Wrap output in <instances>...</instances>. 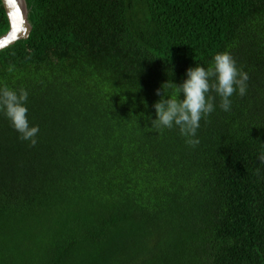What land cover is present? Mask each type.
<instances>
[{"label": "trees", "instance_id": "obj_1", "mask_svg": "<svg viewBox=\"0 0 264 264\" xmlns=\"http://www.w3.org/2000/svg\"><path fill=\"white\" fill-rule=\"evenodd\" d=\"M27 2L0 88L39 132L0 111V264H264V0ZM224 52L246 94L208 93L199 144L152 127L157 90Z\"/></svg>", "mask_w": 264, "mask_h": 264}, {"label": "clouds", "instance_id": "obj_2", "mask_svg": "<svg viewBox=\"0 0 264 264\" xmlns=\"http://www.w3.org/2000/svg\"><path fill=\"white\" fill-rule=\"evenodd\" d=\"M186 77L181 84H175V96H166L163 89L157 90L156 94L160 96V99L153 105L156 118L148 117V119L151 120L152 127L169 129L173 126L178 127L181 135L187 138L186 143L195 147L199 144V140L194 137H196L201 118L214 111V105L211 102L213 97H209L208 93L214 91L219 95L221 109L230 111V97L236 93L240 96L246 94L248 75L237 69L233 57L224 52L216 54L213 65L207 69L200 65L189 67ZM181 94L183 99L179 98ZM27 99L28 92L24 89L17 92L7 86L0 88V111L20 134V139L29 141L31 146H35L39 127L29 125L28 109L25 106ZM257 157L264 164V153Z\"/></svg>", "mask_w": 264, "mask_h": 264}, {"label": "water", "instance_id": "obj_3", "mask_svg": "<svg viewBox=\"0 0 264 264\" xmlns=\"http://www.w3.org/2000/svg\"><path fill=\"white\" fill-rule=\"evenodd\" d=\"M10 21L9 30L0 36V51L15 44L17 41L26 39L31 35L33 24L29 19L28 12L24 9L20 0H2ZM28 6L27 0H25Z\"/></svg>", "mask_w": 264, "mask_h": 264}, {"label": "bare ground", "instance_id": "obj_4", "mask_svg": "<svg viewBox=\"0 0 264 264\" xmlns=\"http://www.w3.org/2000/svg\"><path fill=\"white\" fill-rule=\"evenodd\" d=\"M20 1L23 5L24 9L28 12V6L26 5L25 0H20Z\"/></svg>", "mask_w": 264, "mask_h": 264}, {"label": "snow or ice", "instance_id": "obj_5", "mask_svg": "<svg viewBox=\"0 0 264 264\" xmlns=\"http://www.w3.org/2000/svg\"><path fill=\"white\" fill-rule=\"evenodd\" d=\"M0 46H3V45H0Z\"/></svg>", "mask_w": 264, "mask_h": 264}]
</instances>
